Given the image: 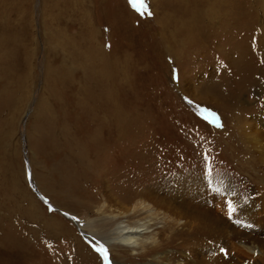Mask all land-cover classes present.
I'll return each instance as SVG.
<instances>
[{
    "label": "rangeland",
    "instance_id": "rangeland-1",
    "mask_svg": "<svg viewBox=\"0 0 264 264\" xmlns=\"http://www.w3.org/2000/svg\"><path fill=\"white\" fill-rule=\"evenodd\" d=\"M229 1L0 0V264H142L95 238L137 193L264 205V0Z\"/></svg>",
    "mask_w": 264,
    "mask_h": 264
},
{
    "label": "bare ground",
    "instance_id": "bare-ground-1",
    "mask_svg": "<svg viewBox=\"0 0 264 264\" xmlns=\"http://www.w3.org/2000/svg\"><path fill=\"white\" fill-rule=\"evenodd\" d=\"M213 1L217 3L213 4ZM228 2L230 1L209 0L204 3L205 8H197V14H194L196 9L189 11V17H200L197 21L200 25H211L212 13L217 12L219 18L223 15L222 19L230 25L231 20L234 19L235 22L239 18L240 12L234 14L238 5ZM257 21L255 29L259 33L262 32V20ZM185 23L188 30L199 28L198 23H193L191 19ZM166 41L165 43H169L170 39ZM177 42L183 43V40L179 39ZM112 110L105 115L107 118L112 117L114 121L120 113L114 107ZM97 136L93 142L89 141L91 149L101 146ZM77 151L69 162L71 165L80 163V168L84 164L83 159H80V150ZM178 191L172 195L168 193L170 198L165 202L149 197L150 192H146L148 195L137 193L131 197L125 196L120 202L110 198L107 203L111 213L103 223L110 226L109 232L107 237H95L98 243L101 246L107 244L112 249L118 248L122 252H130L134 260H145L142 264H264L263 204L238 206L241 198L225 190L208 193H200L198 190H192L194 193ZM156 194L151 192L152 196ZM230 205L234 211H229ZM252 226L258 230H249ZM82 229L86 231V223ZM108 260V264H116Z\"/></svg>",
    "mask_w": 264,
    "mask_h": 264
},
{
    "label": "snow or ice",
    "instance_id": "snow-or-ice-1",
    "mask_svg": "<svg viewBox=\"0 0 264 264\" xmlns=\"http://www.w3.org/2000/svg\"><path fill=\"white\" fill-rule=\"evenodd\" d=\"M130 2H132V3H133V6H135V2H136V0H130ZM139 3H140V5H141V7H143V0H139ZM137 11H139V9H137ZM229 211H230V212H231V211H234V209L231 208V205L229 206ZM102 255H104L105 260H106V259H107L106 254L102 252Z\"/></svg>",
    "mask_w": 264,
    "mask_h": 264
}]
</instances>
